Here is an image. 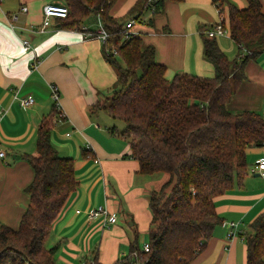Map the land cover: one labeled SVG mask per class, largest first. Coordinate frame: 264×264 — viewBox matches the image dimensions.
<instances>
[{"label":"crops","instance_id":"obj_1","mask_svg":"<svg viewBox=\"0 0 264 264\" xmlns=\"http://www.w3.org/2000/svg\"><path fill=\"white\" fill-rule=\"evenodd\" d=\"M137 1L116 0L110 14L123 26L133 21L130 31L141 39L142 48L154 47L155 61L166 68L165 79L177 74L212 78L214 70L203 57L199 31L202 27L209 31L220 20V5L213 0L165 1L159 13L152 15L147 9L139 20L126 18L124 14ZM52 2L63 0H0V152L5 154L0 157V225L16 229L29 204L25 188L33 179V170L24 157L35 155L37 129L53 105L49 85L54 84L62 117L52 129L51 141L59 156L73 158L78 186L54 221L44 246L57 247L55 264H82L85 255L94 253L96 263L114 264L130 250L139 234L144 235V244L148 243L149 193L169 177H157L155 173L149 183H135L136 177L143 175L138 174L135 160L123 158L130 153L128 144L117 132H110V127L107 130L97 124L103 110L90 111L98 101L108 98L103 93L112 91L117 80L116 70L104 57L103 43L94 36L99 20L90 15L78 28L64 30L53 18L40 31L43 8ZM223 2L220 9L225 22L229 5L237 9L247 6V0ZM259 2L264 13V0ZM216 39L228 59L241 56L229 34ZM24 40L29 43L26 51ZM244 73L246 78L227 108L261 114L264 52L247 62ZM26 95H32L34 103L22 108L15 97ZM82 149L94 157H82ZM261 159L264 146L248 147L247 174L240 184L214 198L223 223L236 224L234 236L228 237L230 229L223 223L217 226L192 264H246L245 238L251 234L252 221L264 211V177L256 167ZM98 205L115 213L116 223L101 228L100 218L88 221L87 212ZM124 211L132 216L130 226L134 229L122 227L127 220Z\"/></svg>","mask_w":264,"mask_h":264},{"label":"trees","instance_id":"obj_2","mask_svg":"<svg viewBox=\"0 0 264 264\" xmlns=\"http://www.w3.org/2000/svg\"><path fill=\"white\" fill-rule=\"evenodd\" d=\"M165 1L182 0H156V9L161 10ZM115 2L63 0L68 15L55 20L59 28L73 30L90 15L98 18L108 33L102 46L104 57L116 70L117 80L111 96L90 111L103 110L123 122L118 135L130 150L123 158L138 163V174L169 177L149 193V250L141 252L135 239L129 254L114 264H192L223 223L214 198L240 184L247 174L246 149L264 146L261 114L227 108L246 78L247 62L264 52V13L259 0H247L243 9L229 5L223 27L241 56L228 59L217 37L208 36V29L202 27V53L214 76L177 74L167 80L166 68L155 61L152 45L142 48L137 36L122 41V21L110 14ZM213 3L220 9L224 2ZM147 9V0H139L127 14L139 20ZM111 48L115 55L108 53ZM60 119L53 104L37 129L35 155L24 157L33 170V179L25 188L29 204L16 229L0 225V264H55L57 247L47 249L44 244L78 186L73 158L59 156L51 142L52 129ZM81 155L94 157L85 149ZM250 228L245 238L246 264H264V211ZM134 252L138 253L136 261L132 260ZM82 264L98 263L92 259Z\"/></svg>","mask_w":264,"mask_h":264},{"label":"built area","instance_id":"obj_3","mask_svg":"<svg viewBox=\"0 0 264 264\" xmlns=\"http://www.w3.org/2000/svg\"><path fill=\"white\" fill-rule=\"evenodd\" d=\"M155 1L156 0H147V5H148V10L149 12L153 15L156 14L157 12H160V10L156 9L155 7ZM23 11H26V8H22ZM218 13L220 15V20L208 31V36L210 37H219L225 34H228V31L225 27H223V22L224 20L221 18V13L220 9H218ZM68 15V8L64 3L60 2H52L44 6L43 8V20L41 23L40 31L44 30L46 27L50 25V21L53 18H65ZM133 26V21L131 20L130 22L126 23L125 26H123V37L122 41H127L130 37L134 36V33L130 31V29ZM100 41L104 44L106 40L108 39V33L104 31V29L100 26L99 30L95 33L94 35ZM23 49L26 51L29 48V43L28 41H22ZM108 53L114 54L115 55V50L114 48H111L108 50ZM36 63H34L33 67L35 66ZM49 90H50V97L53 102V104L56 106L57 110L59 111L60 116L61 115V106H60V101H59V93L58 89L54 84L49 85ZM19 105L22 108H27L34 103V99L32 95H26V96H17L15 97ZM261 116L264 118V104L261 110ZM5 156L4 152H0V157ZM257 171L258 173L264 177V160L261 159L257 165ZM79 213V211H77ZM86 218L88 221H92L95 219H101V228H106L110 225H113L117 221V216L115 213H111L107 210L105 205H98L96 208L90 210L86 214ZM223 225H226L230 230L228 232V237H233L234 236V231L236 228L235 223H223ZM149 250L148 243L143 244L141 248V252H147ZM132 260L136 261L138 259V253L134 252L132 255ZM137 264V263H136Z\"/></svg>","mask_w":264,"mask_h":264},{"label":"rangeland","instance_id":"obj_4","mask_svg":"<svg viewBox=\"0 0 264 264\" xmlns=\"http://www.w3.org/2000/svg\"><path fill=\"white\" fill-rule=\"evenodd\" d=\"M125 15V17L127 18L128 17V14L127 13H125L124 14ZM92 27L93 28H97V25L96 24H93L92 25ZM111 93H112V91L111 90H109L108 92H104L103 94L105 95V96H107V97H109V96H111ZM60 97V96H59ZM52 101V100H51ZM104 100L102 99V101H100V103L101 102H103ZM51 103V102H50ZM96 122H97V124H99L100 125V127L101 128H105V129H107V127L109 128V131L110 132H112V130L113 129H115V133L117 132V133H119L122 129H123V127H124V124H123V122H121V121H119V120H116V119H112L107 113H105L104 111H99V114H98V118L96 119ZM98 125V126H99ZM108 130V129H107ZM52 142V141H51ZM53 144V143H52ZM10 159H11V157H10ZM162 175H164L163 173H158L157 174V177H161ZM165 175H167V174H165ZM150 176H154V175H149V176H147V175H143V176H138V177H136V181H135V183L136 184H138L139 186L142 184L143 185V183H149L150 181H151V179L152 178H150ZM168 176V175H167ZM140 182V183H139ZM118 201H119V205H120V200H119V198L118 197H115ZM148 209V208H147ZM116 213L118 214V211H116ZM121 214H122V212H121ZM123 214H125L126 215V219L127 220H125V222L124 223H122V227H124V228H126V229H132L133 227L132 226H130V224H132V216L129 214V213H127V211H124L123 212ZM134 229V228H133ZM145 240V237H144V235H140L139 234V236H138V238H137V244H138V248H139V250H141V248H142V246H143V244H144V241ZM148 242V241H147ZM129 254V251L127 252V253H124V256H127ZM94 255H95V253L94 254H91V255H85V258H84V260H92L93 258H94ZM123 256V257H124ZM122 258V257H121ZM120 258V259H121ZM79 264V263H78Z\"/></svg>","mask_w":264,"mask_h":264},{"label":"water","instance_id":"obj_5","mask_svg":"<svg viewBox=\"0 0 264 264\" xmlns=\"http://www.w3.org/2000/svg\"><path fill=\"white\" fill-rule=\"evenodd\" d=\"M12 158H13V159H17V160L19 159V157H18V156H17V157H14V156H13Z\"/></svg>","mask_w":264,"mask_h":264}]
</instances>
